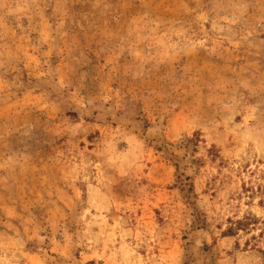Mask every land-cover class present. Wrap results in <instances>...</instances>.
Wrapping results in <instances>:
<instances>
[{"label": "rangeland", "instance_id": "1", "mask_svg": "<svg viewBox=\"0 0 264 264\" xmlns=\"http://www.w3.org/2000/svg\"><path fill=\"white\" fill-rule=\"evenodd\" d=\"M264 0H0V264H264Z\"/></svg>", "mask_w": 264, "mask_h": 264}, {"label": "trees", "instance_id": "2", "mask_svg": "<svg viewBox=\"0 0 264 264\" xmlns=\"http://www.w3.org/2000/svg\"><path fill=\"white\" fill-rule=\"evenodd\" d=\"M264 226V220L258 218L257 216L253 214H248L244 216L240 220L236 221H229V226L227 227L226 231L223 232L224 236H235L237 232L239 231H254L257 230L258 226ZM261 238L264 236V229H261L260 232ZM260 254L263 257V263H264V250H260Z\"/></svg>", "mask_w": 264, "mask_h": 264}]
</instances>
